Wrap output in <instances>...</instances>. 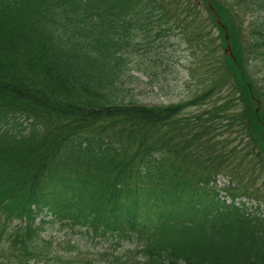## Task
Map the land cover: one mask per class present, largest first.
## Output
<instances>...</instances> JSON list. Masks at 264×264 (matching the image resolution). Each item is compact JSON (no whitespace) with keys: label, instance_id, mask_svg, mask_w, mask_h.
<instances>
[{"label":"trees","instance_id":"16d2710c","mask_svg":"<svg viewBox=\"0 0 264 264\" xmlns=\"http://www.w3.org/2000/svg\"><path fill=\"white\" fill-rule=\"evenodd\" d=\"M211 4L0 0V264L62 262L41 237L56 223L129 240L110 264H264V0ZM203 8L233 55L190 100L135 101L130 56L156 70L169 32L201 43ZM246 9L242 53L231 22Z\"/></svg>","mask_w":264,"mask_h":264},{"label":"rangeland","instance_id":"374dc122","mask_svg":"<svg viewBox=\"0 0 264 264\" xmlns=\"http://www.w3.org/2000/svg\"><path fill=\"white\" fill-rule=\"evenodd\" d=\"M247 11V14L243 15L239 10L240 13L231 22L237 38V48L240 47L242 53L247 50L248 36L256 28L254 19H252L253 12ZM207 15L209 16V13L204 8L199 13L205 34L201 43H199V39L190 36L192 43L187 46L186 40L179 35L178 31L168 33L167 37L171 41L166 42L165 51L169 53L170 57L167 56V61L156 70L151 67L149 56L144 54V50L133 52L130 56V74L133 77L128 83L129 96L140 104L169 105L190 100L192 96L200 93L206 87L213 72L211 65V62L215 63L213 58L220 55L222 51L224 52L223 47L219 48L218 31L210 25ZM243 18H245L244 22ZM250 64L253 65V60L250 61ZM148 66L151 70L147 71ZM252 70L256 74L262 89L261 93L264 95V74L258 72L257 67ZM228 95L227 89L221 90L210 100L221 99L224 101ZM232 95L233 97L239 96L235 92H232ZM257 103L255 105L256 112L264 115V100ZM226 179L225 175H220L219 183L228 182ZM239 179L248 185L253 182L250 176L242 175ZM254 183L258 187L259 182L254 181ZM262 188H264L263 185ZM87 230L89 229L81 225L61 226L56 223L54 226L48 225L42 231L41 237L52 242L51 250L57 252V255L63 260L62 262L57 261L55 264H110L116 256L127 252L131 247L129 240L118 242L112 237H94ZM49 264H53V262Z\"/></svg>","mask_w":264,"mask_h":264},{"label":"water","instance_id":"95a60500","mask_svg":"<svg viewBox=\"0 0 264 264\" xmlns=\"http://www.w3.org/2000/svg\"><path fill=\"white\" fill-rule=\"evenodd\" d=\"M227 52H229L230 54H232L230 44L227 47Z\"/></svg>","mask_w":264,"mask_h":264}]
</instances>
